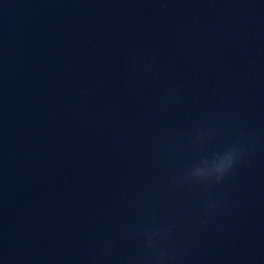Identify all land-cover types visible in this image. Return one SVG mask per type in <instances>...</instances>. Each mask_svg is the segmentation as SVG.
Returning a JSON list of instances; mask_svg holds the SVG:
<instances>
[{"label": "clouds", "instance_id": "obj_1", "mask_svg": "<svg viewBox=\"0 0 264 264\" xmlns=\"http://www.w3.org/2000/svg\"><path fill=\"white\" fill-rule=\"evenodd\" d=\"M179 99V96H177ZM210 134L206 131L198 133L193 146L199 148L207 142ZM247 148L240 143L226 144L222 149L208 155L201 154L198 161L194 163L184 174L172 178L174 185H198L205 190L214 185L224 182L225 178L235 170L238 163L246 155ZM217 205L211 200L202 210L203 217L211 216ZM207 223V219L203 220ZM145 250L149 254L150 264H176L178 259L176 253L166 245V241L172 236V228L160 227L153 229L152 226H144L143 229ZM128 264H133V258H129Z\"/></svg>", "mask_w": 264, "mask_h": 264}]
</instances>
